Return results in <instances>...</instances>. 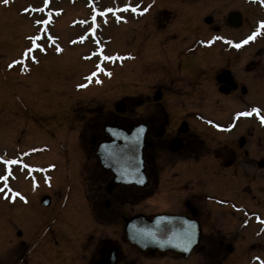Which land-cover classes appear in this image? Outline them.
I'll list each match as a JSON object with an SVG mask.
<instances>
[{
  "label": "rangeland",
  "instance_id": "374dc122",
  "mask_svg": "<svg viewBox=\"0 0 264 264\" xmlns=\"http://www.w3.org/2000/svg\"><path fill=\"white\" fill-rule=\"evenodd\" d=\"M71 1L8 0V3H3V0H0V152L7 150L6 153H11L9 157L13 158L16 155L15 149L18 150V147L21 146L20 150L25 154V161L20 160L25 167L22 165L19 167L24 175L29 172V181L25 179L23 182L24 198L21 199L22 201L20 200L24 204L23 225L21 223L9 224L12 232L10 231V234L6 236L3 231L6 233L7 230L0 231V264H3L5 260L1 250L9 251L8 258L15 257L18 252H21L24 255L25 264H42L39 260L44 255L43 250H47L48 243L41 241L37 246V237H35L36 225H38L36 209L39 199L37 197L49 193L57 200L58 194L54 190L34 188L33 180H37L38 174L30 172L41 170L34 164L46 165L50 162L62 166V168L58 167V170H63V149L65 150L66 147L69 151L67 157L69 160L71 159L73 166L77 163L74 155H77L78 152L75 150L73 142L70 143L72 147L69 145L54 146L53 142L48 139L49 132L56 133V136L61 139L63 137L72 139L87 137L88 126L85 128L84 122L94 121L93 118L87 117L93 115L94 112L83 115L86 113L84 110L87 107L104 110L105 113H102L106 115L108 109L115 103H119V100L135 101L140 98L142 91L148 93V97L151 99L156 86L166 88L169 89L167 100L176 103L173 105L178 106V109L183 112L189 110L194 112L190 114L189 121L193 123L192 126L197 129L200 137L205 139V144L208 146L205 147L204 152L200 151L201 158L196 163H192L195 169L197 167V169L203 170L204 166L211 170L217 168L218 165L216 166L212 157L217 143L225 141L228 137L236 138L249 132L251 135L247 137L248 147L253 156L261 158L264 155V123H261L255 113L250 116L237 115L249 112L252 108H257L260 115H264V23H262L264 22V0H167L171 11L165 13L164 17L169 25L180 27L179 32H181L178 34L176 43L170 42L169 45H177L176 48L183 50L191 43L200 41L201 45H197V50L202 49L203 43L209 45L211 32L207 30V33L193 35L190 34V28L195 25L207 28L214 20L211 26L219 27L215 34V52L212 57L214 67L219 70L221 67L227 66L235 80L246 87L245 95L238 88L235 93L230 95H224L217 91L216 94L211 93L209 97L202 93L190 96V93L185 92L187 88L184 86L189 79L187 76L189 73L183 70L185 68L181 69L177 66L176 80L166 85L163 80L166 76L160 72L152 71V69L160 71V62L156 66L149 64L148 70L139 62L141 64L138 72L142 75L134 80L131 77L129 65L124 63L128 61L126 59L128 56H123L125 58L120 59L114 58V55L121 54L122 57V54L129 53V50L135 51L134 45L137 40L133 41L134 28L141 25L145 19L135 20L132 11L134 5L130 0ZM125 5L129 6L128 10H121ZM158 6L157 2L154 6L146 8L154 11L148 17L155 16ZM233 10H240L243 14V25L236 29L227 25V14ZM44 14L47 16L45 17ZM207 18L210 20L209 22H207ZM148 20L150 21L149 18ZM250 36L253 38L248 39ZM210 48L212 49V47ZM164 52H167V49L160 50V54L166 55ZM201 52L203 53V50ZM205 52L207 53L203 57L210 58L212 50L206 49ZM138 53L140 54V52ZM131 54L133 53L130 52L129 55ZM203 57L199 59L200 64L204 62ZM172 62L173 65L178 63ZM119 65L122 67H118ZM205 75V70L201 69L197 80L192 82L204 84ZM175 94L177 95L175 96ZM201 94L207 98L200 97ZM155 106L152 107L154 114L159 112ZM97 116L99 117L97 121H101L100 112ZM80 133L82 137L79 136ZM44 142L50 145V150L43 154L41 153L43 148L38 151L35 150L38 148L34 147H38L40 143ZM207 148H211L210 151ZM185 164L191 166V162H185ZM173 168H179V165H175ZM10 170H14V168H10ZM209 176L208 173L200 174L198 179L201 180L203 187L207 184L203 180ZM245 180L250 183L254 192L260 195L258 190L264 179L258 178L252 182L253 177H249ZM221 181L218 180V183ZM220 184L221 186L227 185ZM207 189L227 194L220 186L217 188L208 186ZM76 193L80 198V193ZM235 195L236 193L232 192V196ZM91 196L92 199L96 197L95 194ZM259 199L264 204L263 197L257 196L254 199L249 197L248 208L263 217L264 206L258 204ZM20 202L18 201L19 204ZM72 202L78 208L73 206L69 209V213H77L72 216L77 215L75 217L78 221L77 227L82 225L78 231H75L74 227L72 234L91 232L90 228L92 227L93 231H96V228L101 229L103 235L109 234L112 237L115 231L122 230V224H117L112 209L98 205L96 210L98 208V215L104 218V223L88 225L83 205L78 206L80 201L77 200ZM152 202V199H149L136 205L121 206L120 213L125 214L126 211L129 213L132 210L143 208L147 213L155 212L156 208L159 210L160 208L154 207ZM250 220H254V217ZM74 222L76 223V221ZM221 222V220H216L213 225L225 234L227 227L221 225ZM2 224L3 221L0 219V226ZM205 226L208 231L209 225ZM17 229L22 231L20 237L15 234ZM58 234L60 235V233ZM257 239L264 242V234L254 238V240ZM204 243L208 244V241L202 240L201 245ZM196 249L200 251V245ZM194 253L196 254V250ZM194 253H191L186 259L175 258L173 254L168 253L162 264H206L207 262L217 263L220 260H223L221 264H227V259L224 262L220 254L205 256L203 251H200L194 257ZM252 255V253L246 255L243 261L241 259L240 264H261V261H264V259L252 257ZM213 256H217L215 261L211 260ZM262 256L264 257V255Z\"/></svg>",
  "mask_w": 264,
  "mask_h": 264
},
{
  "label": "flooded vegetation",
  "instance_id": "af4514ba",
  "mask_svg": "<svg viewBox=\"0 0 264 264\" xmlns=\"http://www.w3.org/2000/svg\"><path fill=\"white\" fill-rule=\"evenodd\" d=\"M130 1L137 9L133 11L135 20L145 18L143 20L145 24L142 22L143 25L134 28L133 41L137 40L136 45H134L136 49H134L135 51L129 50V53L132 52L133 54H122V57L121 54L114 55V58L118 57L120 59L128 56L126 58L128 61L124 63L129 65L132 79L136 80L142 75L138 72L141 63L148 70L149 64L156 66L160 62V71L154 69L152 71L164 74L166 77L163 80L166 85L176 80L177 66L181 69L185 68L183 70L189 73L187 74L189 79H187L184 87L187 88L185 92L190 93V96L202 93L209 97L211 93L216 94L217 91L224 95H230L242 86L233 78V82L238 84V88L224 93L222 90L229 89L231 84L218 83L217 81V76L222 70L229 68L223 66L217 70L214 67L212 57L215 52V34L219 30L218 26H211L214 20L207 28L200 25L190 28V34L193 35L207 33V30L211 32L209 45L203 43L202 49L197 50L200 41H195L196 45L193 42L186 49L179 50L176 48L177 45H169L170 42L176 43L178 34L181 32H179L180 27L169 25L164 17L165 13L171 11L168 1ZM71 2H74V0ZM157 2L159 3L156 8L157 13L155 12V16L148 17L154 11H151V9L145 11V9L148 6L149 8L154 6ZM231 12H239L243 20V14L240 10H233L229 13ZM229 13L227 14V25L236 29V27L230 25ZM134 33L136 34L134 35ZM141 49L143 50L141 51ZM163 49H167V52H164L166 55L160 54V50ZM206 49L212 50L211 57L207 59L203 57L207 53L205 52ZM201 56L203 57V64L199 63ZM184 58L186 60H183ZM172 61L178 62L177 65H173ZM118 67H122V65ZM149 69L151 70V68ZM201 69L206 72L205 78H203V82L206 84L200 85V83L192 81L197 80ZM207 80L209 82H206ZM191 82L192 85H190ZM155 88L154 101L153 98L148 97V93L142 91L140 98L135 101L119 100L120 104L115 103L114 106L108 109L106 115H103L104 110H94L87 107L84 110L86 112L83 113L84 116L89 112H94L93 115L88 114L89 116H87L90 119L93 118L94 121L91 123H88L89 120L84 122L85 128L88 126L87 137H82L80 133L79 136L82 138L63 137L61 139V137L56 136V133L49 132L50 137L48 139L53 142L52 145L59 147L69 145V147H72L70 144L72 141L78 153L74 155L77 160L74 166L71 159L69 160L67 157L69 151L66 147L65 150L63 149V170H58V167L62 168V166L50 162L46 165L34 164L35 167L41 170L30 172L38 174L37 180H33L34 188L54 190L58 194L57 200L56 197H51L49 193L37 197L39 199L36 209V222H38V225H36L35 237H37V246L41 241L48 243L47 250L43 248L44 255L39 260L42 264H162L168 253L173 254L175 258L186 259L195 250L194 257L200 251H203L205 256L220 254L224 262L227 259V264H240L241 259L243 261V258L251 253L253 254L252 257L264 259L262 256L264 255V242L258 239L254 240V238L264 234V216L260 217L257 215L258 212L248 208L249 197L254 199L258 196L264 199V180L258 190L260 195H257L250 183L245 180L249 177H253L252 182L258 178L264 179V155L261 158L253 156L248 147L247 137L251 135L250 132L246 135L241 134L236 138L228 137L225 141L217 143V147L212 153L214 162L216 166L218 165L217 168L211 170V168L204 166L205 169L203 170H199L197 167L195 169L192 163H196L201 158L200 151L204 152L205 147L208 146L205 144V139L200 137L197 129L192 126L193 123L189 121L190 114L194 112L192 110L183 112L178 109V106L173 105L174 102L167 100L169 89L158 86ZM201 95L200 97H206ZM174 100L176 101V98ZM153 105H156V109H159L158 113H153ZM99 112L102 115L101 121H97ZM190 123H192L191 126ZM106 125L108 126L106 127ZM116 126L128 131L137 127L143 129L142 173L144 178L142 180L137 178L136 181L130 183H113L112 171L103 167L96 156L98 144L110 141L117 134L115 132ZM34 148H38L35 149L38 151L43 148L41 153L44 154V152L50 150V145L44 142ZM20 149L21 146L18 147V150L15 149L16 155L13 158L9 157L11 153L7 154L5 149V151L0 152V177H6V179L0 180V219L3 221L0 231L7 230L6 233L3 231L5 236L10 234L9 224L17 225L21 223L23 225L24 204L20 200L24 198L23 182L25 179L29 181V172L24 175L19 167L20 165L25 167L20 160L25 161V154ZM207 149L210 151L211 148ZM9 160L14 161V163H4V161ZM185 162H191V166L189 167ZM175 165H179V168H173ZM10 168H14V170L9 171ZM205 173L210 175V180L207 181L209 177L203 180L205 184L207 183L203 187L201 180L198 178L200 174ZM218 180H222L220 183L227 185L221 186ZM208 186L212 188L223 187L227 194L224 195L207 189ZM232 189L233 191H231ZM76 192L80 193V198L76 195ZM232 192L236 193L234 197ZM93 194L96 195L95 199H92L91 195ZM149 199H152L151 204L154 207L160 209L156 208L155 212L148 213L144 208L132 210L129 213L126 211L125 214L120 213L121 206L136 205ZM68 200H70L69 204ZM73 200L80 201L78 206L83 205L85 210L83 212L88 225L90 223L99 225L104 223V218L98 215V208L96 210L98 205L112 209L117 224H122L121 228H123L127 219L135 214L152 217L157 213L166 212L186 217L193 220L192 223L197 221L200 226L199 244H194L186 254L183 252L178 254L169 249L164 251L156 248L140 250L133 241L124 236L121 229L115 231L112 237L109 234L103 235L101 229L96 228V231H93L92 227L90 228L91 232L74 235L72 234L74 227L75 231H78L82 228V225L77 227L78 221L77 218L75 219L77 215L72 216V214L77 213H69V209L76 206L73 202L71 203ZM259 200L258 204L264 206L262 200ZM9 201L12 202L9 203ZM252 217H254V220H250ZM204 219L206 220L204 221ZM216 220H221V225L227 227L225 234L221 233L219 228L214 227L213 223ZM205 225H209L208 231ZM15 234L20 237L22 231L17 229ZM205 239L208 244L201 245L202 240ZM199 245L200 251L196 249ZM1 253L5 256L3 264H25L24 255L21 252L11 258H8L10 255L8 250H1ZM215 257L217 256H213L211 260L215 261ZM222 261L220 260L217 263L207 262L206 264H221ZM261 264H264V261H261Z\"/></svg>",
  "mask_w": 264,
  "mask_h": 264
},
{
  "label": "water",
  "instance_id": "95a60500",
  "mask_svg": "<svg viewBox=\"0 0 264 264\" xmlns=\"http://www.w3.org/2000/svg\"><path fill=\"white\" fill-rule=\"evenodd\" d=\"M208 18L207 22L210 19ZM229 18L230 25L238 27L241 24L239 12L229 13ZM218 80L230 82V71L224 70L218 76ZM242 92H245L244 88ZM138 129L139 127L132 132L122 131L117 134L118 137L115 140L104 142L96 150L102 164L114 172L115 182L131 181L134 171L136 173L139 170L144 137ZM123 232L127 238L137 243L141 250L147 248H157L160 251L173 249L177 253L182 251L187 253L199 241L201 234L197 222L192 223V220L186 217L164 213L157 214L152 218H147L143 214L132 216L125 224Z\"/></svg>",
  "mask_w": 264,
  "mask_h": 264
},
{
  "label": "snow or ice",
  "instance_id": "6c2138e0",
  "mask_svg": "<svg viewBox=\"0 0 264 264\" xmlns=\"http://www.w3.org/2000/svg\"><path fill=\"white\" fill-rule=\"evenodd\" d=\"M3 3H8V0H3ZM128 8H129V6H128V5H125V6L123 7V9H121V10H123V11H127ZM136 10H137V9H136L135 7L132 8V11H136ZM146 10H147V9H145V11H146ZM25 11H27V9H25ZM109 11H111V10H109ZM262 23H264V22H262ZM253 35H255V34H253ZM252 38H253V37L250 36L248 39H252ZM34 39H35V38H34ZM34 46H36L35 43H34ZM237 47H239V45H237ZM29 51H31V49H29ZM93 75H94V74H93ZM253 113H255V114L258 116V118L260 119L261 123H264V115H260L259 110H258L257 108H252L251 111H249V112L238 113L237 115L250 116V115H252ZM4 163H5V164H12V163H14V161H11V160H9V161H4ZM3 179H6V177H0V180H3Z\"/></svg>",
  "mask_w": 264,
  "mask_h": 264
},
{
  "label": "bare ground",
  "instance_id": "6f19581e",
  "mask_svg": "<svg viewBox=\"0 0 264 264\" xmlns=\"http://www.w3.org/2000/svg\"><path fill=\"white\" fill-rule=\"evenodd\" d=\"M232 75V74H231ZM206 98V97H205Z\"/></svg>",
  "mask_w": 264,
  "mask_h": 264
}]
</instances>
